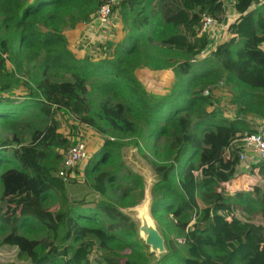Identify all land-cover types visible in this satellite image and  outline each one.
Segmentation results:
<instances>
[{"label": "trees", "instance_id": "1", "mask_svg": "<svg viewBox=\"0 0 264 264\" xmlns=\"http://www.w3.org/2000/svg\"><path fill=\"white\" fill-rule=\"evenodd\" d=\"M105 1L0 0V264H149L136 221L122 210L145 195L142 175L121 159L123 142L106 140L85 167L100 198L72 196L75 180L58 173L60 150L70 147L60 112L75 133L98 128L91 79L134 118L143 117L156 138L159 158L142 151L158 176L151 213L167 252L156 264H264L262 187L235 184L236 140L260 132L240 114L264 116V0H235L239 17L230 38L202 60L211 42L210 33L199 35L203 14L222 20L229 0H119L113 12L127 23L124 38L104 58H78L63 30L91 20ZM7 61L15 74L27 72L30 93H3L17 82ZM152 74L154 88L170 89L149 90L144 80ZM221 81L234 88L233 102L244 104L233 119L208 109L218 102L212 88ZM24 120L29 140L13 132L5 143L2 134Z\"/></svg>", "mask_w": 264, "mask_h": 264}, {"label": "rangeland", "instance_id": "2", "mask_svg": "<svg viewBox=\"0 0 264 264\" xmlns=\"http://www.w3.org/2000/svg\"><path fill=\"white\" fill-rule=\"evenodd\" d=\"M93 18L94 16H92V19L89 21H79L74 26L69 25L68 22L63 30L68 38L70 49L78 58L91 56L92 59L99 60L108 56L110 51H112V49L114 48L115 44L122 40L128 32L127 29L123 28L124 26L126 27L127 23L124 21L120 10H117L113 13L112 18L107 25H101L100 23H98V21H96V17L94 19ZM211 33L213 35L211 36L210 46L199 56V60H202L209 56L210 52L212 51L210 50L212 46L227 41L230 38L229 29L218 30L215 26ZM214 33L217 35H214ZM7 68L10 72L11 77L14 79V81L16 80L17 82L13 85L12 90L5 89L3 93L9 96L26 95L27 93H30L29 86H32L34 84L30 80V78H28L27 72H24V75L20 72H16L15 74V68L11 61H7ZM154 72L157 74L159 73V71ZM155 75L156 74H152L151 77L144 80V83L149 90L155 87L154 83L152 82L155 78ZM52 77L59 80H63L66 78V76H64L63 74L56 73H53ZM25 82H29V85H27ZM98 85L99 81L97 79H91L89 81L90 90L88 95L91 108L90 113L95 118L98 128L81 126L80 132L75 133L73 132L72 126L69 123V115L60 112L58 118L62 124L61 131H63L69 137L70 145L77 141H85L90 151V155H94V153L108 139L123 142L124 145L120 149L121 159L134 171L142 175L144 179L145 195L140 203H143L145 198L147 197L149 199V205L148 203L145 204V206L141 204L139 207L142 208L143 213L145 211L148 212L145 215L146 219L149 220V222L152 221L156 229L163 236L161 227L159 226L157 220L149 212V210L151 209V204L153 202V187L158 180V176L151 165L142 156V151H144L151 156H154L156 159L159 158L156 150V138L152 136L151 127L145 123L143 117L139 119L134 118L131 114L128 113V111L122 104H119L117 101L104 96L98 90ZM154 89L168 91L170 88H167L165 86H156V88ZM212 91L218 102L216 103V105H214L213 107H209L208 109L211 110L214 107H218L224 112V115L227 118H235L237 111L241 106H244V104L233 102V98L235 96L234 88L230 84L221 81L212 88ZM262 93L264 95V92ZM263 111L264 110L262 109V112ZM240 116L247 119L249 125H253L254 127H257L259 131L264 132V116L261 111L257 112L249 110L242 112ZM28 125L29 120H24L17 123L16 125H11L9 127L10 131L4 132L8 134V137L5 138L4 133L2 134L4 137V142H8L13 132L25 134L27 139L29 140ZM244 134L246 133L244 132L243 135ZM60 151L64 152L65 155L67 150L64 151V149H61ZM87 163L88 161L78 167V170L75 171V178H72L75 180V183L70 184L71 188L73 189L69 191L71 192L72 196H77L79 198H81L82 196H86L87 198H100V194L94 193L90 189L89 180L84 175V170ZM257 164H259V161H257L255 156L253 155H249V158L247 160L241 161V164L237 171V178L235 183L238 187H248L250 185H253V183H258L259 185H261L264 193V171L260 172L257 169ZM140 193L141 191L136 193L135 199H140ZM60 204V202L55 203L53 206V210L59 209ZM139 207H127L123 208L122 210L133 217V219L136 221L140 236L139 238L145 245L143 250L146 253L145 256L148 259V263L156 264L162 259V256L167 252V249H154L151 245H148L145 242L146 235L140 229L142 220L138 215ZM244 216H246V214H243V217ZM247 216H249L250 218L255 217V215L253 214ZM182 241L183 240L180 239V242ZM37 249L40 253L44 252L41 246H39ZM138 260H140V258Z\"/></svg>", "mask_w": 264, "mask_h": 264}, {"label": "built area", "instance_id": "3", "mask_svg": "<svg viewBox=\"0 0 264 264\" xmlns=\"http://www.w3.org/2000/svg\"><path fill=\"white\" fill-rule=\"evenodd\" d=\"M119 0H106L105 3L100 5L96 11V21L101 25H107L113 16V6ZM225 16L222 20H216L211 15L204 13L202 25L199 30V35L205 32L211 33L216 26L218 30H228L230 25L234 22L235 18L239 17V13L235 11V0H229L226 4ZM94 17V18H95ZM214 35H217L214 33ZM214 46L210 48L213 50ZM264 48V43L262 45ZM208 93V91H206ZM240 148V161L247 160L249 155L255 156L256 160L264 165V132L246 133L236 140ZM91 158L90 151L85 141H77L70 145L62 160L58 173L65 180L75 178L76 168L86 163Z\"/></svg>", "mask_w": 264, "mask_h": 264}, {"label": "water", "instance_id": "4", "mask_svg": "<svg viewBox=\"0 0 264 264\" xmlns=\"http://www.w3.org/2000/svg\"><path fill=\"white\" fill-rule=\"evenodd\" d=\"M142 203L136 205L137 208L141 205ZM135 207V206H134ZM150 214L151 213V209L149 210ZM148 212L145 211L144 213L142 212V208L139 207V218H141L142 223L140 225V229L142 232L145 233L146 237H145V242L148 245H151L154 249H160V250H165V239L164 237L161 235V233L156 229L154 224H151L149 222V220L144 219L146 218L143 215H146Z\"/></svg>", "mask_w": 264, "mask_h": 264}, {"label": "bare ground", "instance_id": "5", "mask_svg": "<svg viewBox=\"0 0 264 264\" xmlns=\"http://www.w3.org/2000/svg\"><path fill=\"white\" fill-rule=\"evenodd\" d=\"M147 203H148V205H149V199H148V197L145 198V200H144V202L142 203V205L145 206V204H147ZM144 216H145V215H144ZM144 219H146V218H144ZM150 223L153 224L152 221H150Z\"/></svg>", "mask_w": 264, "mask_h": 264}]
</instances>
